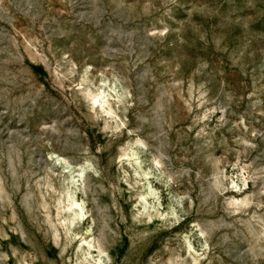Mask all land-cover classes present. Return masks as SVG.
<instances>
[{
  "label": "rangeland",
  "instance_id": "rangeland-1",
  "mask_svg": "<svg viewBox=\"0 0 264 264\" xmlns=\"http://www.w3.org/2000/svg\"><path fill=\"white\" fill-rule=\"evenodd\" d=\"M0 264H264V0H0Z\"/></svg>",
  "mask_w": 264,
  "mask_h": 264
},
{
  "label": "bare ground",
  "instance_id": "bare-ground-1",
  "mask_svg": "<svg viewBox=\"0 0 264 264\" xmlns=\"http://www.w3.org/2000/svg\"><path fill=\"white\" fill-rule=\"evenodd\" d=\"M73 207V206H72ZM73 209V208H72ZM82 209V208H81ZM78 210V209H77ZM83 211V210H82ZM76 213V212H75ZM78 213V212H77ZM81 213H83V212H81ZM77 216V215H76ZM82 217V216H81Z\"/></svg>",
  "mask_w": 264,
  "mask_h": 264
}]
</instances>
